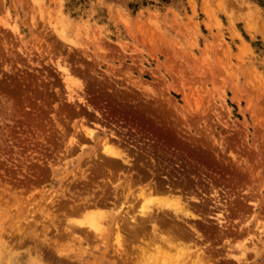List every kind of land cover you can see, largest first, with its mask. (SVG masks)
Returning <instances> with one entry per match:
<instances>
[{
	"label": "rangeland",
	"instance_id": "rangeland-1",
	"mask_svg": "<svg viewBox=\"0 0 264 264\" xmlns=\"http://www.w3.org/2000/svg\"><path fill=\"white\" fill-rule=\"evenodd\" d=\"M105 243L116 264H264V0H0V264Z\"/></svg>",
	"mask_w": 264,
	"mask_h": 264
},
{
	"label": "bare ground",
	"instance_id": "bare-ground-1",
	"mask_svg": "<svg viewBox=\"0 0 264 264\" xmlns=\"http://www.w3.org/2000/svg\"><path fill=\"white\" fill-rule=\"evenodd\" d=\"M110 150H107V154H109L110 156L111 155L112 156L117 155V153H114V149H112L113 151H110ZM175 201L170 202V203L168 201L167 202L162 201L161 203H159V206H158L159 210L162 209L161 212H164L162 217L157 216V218H158L157 221L159 222V224H158L159 229H161L162 231L165 230L166 232L173 234L169 238H164V237H162V235L160 236L161 237L160 240H162L164 243H166V247L169 249H176L177 243L174 242L175 239L188 235V232L181 225V222L183 221L182 219L185 220L186 217H190L193 214V213L191 214L190 213L191 211L189 209H187L185 205L183 206V204L180 201H178V200H177V202H175ZM167 206H168V209H165ZM102 217H103V215L101 216V218ZM111 218H114V220L116 219L117 223L120 224L118 226L119 228H117V230L121 231L122 230L121 226L123 225V222L120 221L117 216H113ZM147 221H148L147 218H144L142 220H136L134 225L130 228L131 229V233H130L131 236H135L136 234L141 233V231L145 228ZM113 224H114V222H113ZM93 226H95L96 234H100L101 237H108L107 240H109V238L111 237L110 233H113V231L112 232H110V230L102 231L103 226L101 225L100 222L95 223V225H93ZM73 228H75V227H73ZM99 231L101 233H97ZM156 236L157 235H155V237ZM122 237H124V235ZM125 238H123V239L125 240ZM120 240H122L121 237H120L119 241ZM164 240H167V241H164ZM106 243L103 246L105 248L102 250L103 252L100 253V255L97 254V255L93 256L94 257V263L98 264V261H99L101 264H106L109 262L104 257V256L107 257L109 255V249H108V246L106 245ZM183 246H185L186 248H189L191 245L189 246V245L183 244ZM156 249H162V248L156 247ZM121 254L122 253L120 252L119 256H121ZM100 256L102 257L101 259H100ZM116 263H117L116 261H112L111 263L109 262L108 264H116ZM155 264H171V263H170V261L159 263L155 259ZM177 264H179V263H177Z\"/></svg>",
	"mask_w": 264,
	"mask_h": 264
}]
</instances>
